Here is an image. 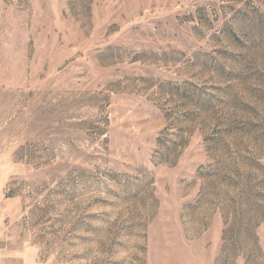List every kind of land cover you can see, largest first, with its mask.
Listing matches in <instances>:
<instances>
[{
  "label": "rangeland",
  "instance_id": "1",
  "mask_svg": "<svg viewBox=\"0 0 264 264\" xmlns=\"http://www.w3.org/2000/svg\"><path fill=\"white\" fill-rule=\"evenodd\" d=\"M0 264H264V0H0Z\"/></svg>",
  "mask_w": 264,
  "mask_h": 264
}]
</instances>
